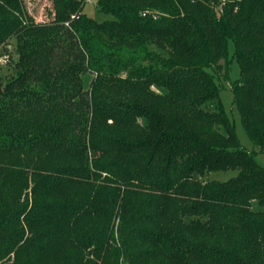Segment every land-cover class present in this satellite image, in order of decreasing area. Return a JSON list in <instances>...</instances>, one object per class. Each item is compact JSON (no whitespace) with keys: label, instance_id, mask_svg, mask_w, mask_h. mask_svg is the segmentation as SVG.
Masks as SVG:
<instances>
[{"label":"trees","instance_id":"obj_1","mask_svg":"<svg viewBox=\"0 0 264 264\" xmlns=\"http://www.w3.org/2000/svg\"><path fill=\"white\" fill-rule=\"evenodd\" d=\"M50 3L0 0V264H264V166L213 75L236 61L264 154V0Z\"/></svg>","mask_w":264,"mask_h":264},{"label":"rangeland","instance_id":"obj_2","mask_svg":"<svg viewBox=\"0 0 264 264\" xmlns=\"http://www.w3.org/2000/svg\"><path fill=\"white\" fill-rule=\"evenodd\" d=\"M95 1L91 0L90 3H86L84 6V12L96 18L98 21L104 19L102 14H98L95 12ZM23 5L36 22H42L49 19V10L51 9L50 0H22ZM8 51L5 52L0 48V58H6L8 60L5 63L0 62V74L3 76L9 77L13 74L12 64L16 59V53L14 51V40H10L7 43ZM228 53L232 54V44L228 43ZM214 78L216 83L220 87V99L223 104L225 113L227 114L230 122L234 127L235 134L239 141V144L249 153H254V157L256 161L264 166V154L258 153V148L253 145L249 137L247 136L239 115V112L232 101V93L230 91L231 82L234 81L238 77V66L235 60L232 61L229 67V72L227 78L222 76V71L214 72ZM235 175V171H226V172H214L209 175L210 179L225 181L230 177Z\"/></svg>","mask_w":264,"mask_h":264},{"label":"built area","instance_id":"obj_3","mask_svg":"<svg viewBox=\"0 0 264 264\" xmlns=\"http://www.w3.org/2000/svg\"><path fill=\"white\" fill-rule=\"evenodd\" d=\"M84 2H85V3H90L91 0H84ZM0 62L5 63V62H7V60H6V58L1 57V58H0Z\"/></svg>","mask_w":264,"mask_h":264}]
</instances>
